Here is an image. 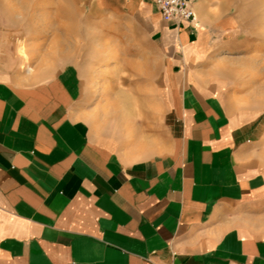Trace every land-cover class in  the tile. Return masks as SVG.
<instances>
[{"label":"crops","instance_id":"obj_1","mask_svg":"<svg viewBox=\"0 0 264 264\" xmlns=\"http://www.w3.org/2000/svg\"><path fill=\"white\" fill-rule=\"evenodd\" d=\"M119 1L162 63L159 149H118L73 63L17 84L0 59V264H264V131L199 79L203 4L176 25Z\"/></svg>","mask_w":264,"mask_h":264},{"label":"rangeland","instance_id":"obj_2","mask_svg":"<svg viewBox=\"0 0 264 264\" xmlns=\"http://www.w3.org/2000/svg\"><path fill=\"white\" fill-rule=\"evenodd\" d=\"M199 1L209 36L199 79L232 115L257 117L264 131V0ZM0 59L17 84L73 63L95 124L114 131L120 122L116 147L158 151L163 68L140 12L119 0H0ZM260 148L264 160V132Z\"/></svg>","mask_w":264,"mask_h":264},{"label":"built area","instance_id":"obj_3","mask_svg":"<svg viewBox=\"0 0 264 264\" xmlns=\"http://www.w3.org/2000/svg\"><path fill=\"white\" fill-rule=\"evenodd\" d=\"M157 6L161 17L176 25L193 24L198 16L194 8L197 0H152Z\"/></svg>","mask_w":264,"mask_h":264},{"label":"bare ground","instance_id":"obj_4","mask_svg":"<svg viewBox=\"0 0 264 264\" xmlns=\"http://www.w3.org/2000/svg\"><path fill=\"white\" fill-rule=\"evenodd\" d=\"M23 4H26L29 0H20ZM29 6V5H28ZM10 13V12H9ZM9 15H11L12 16V14H9ZM8 15V16H9Z\"/></svg>","mask_w":264,"mask_h":264}]
</instances>
